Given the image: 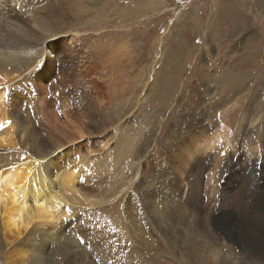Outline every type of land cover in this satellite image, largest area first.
Here are the masks:
<instances>
[{"label": "rangeland", "instance_id": "374dc122", "mask_svg": "<svg viewBox=\"0 0 264 264\" xmlns=\"http://www.w3.org/2000/svg\"><path fill=\"white\" fill-rule=\"evenodd\" d=\"M24 1L0 0V39L27 47L18 56L34 62L46 39L54 47L37 68L14 74L15 82L8 78L3 106L24 130L23 138L18 130L14 135L23 155L38 161L69 149L102 163L121 151V133L135 139L141 128L125 162L135 173L122 181L129 186L115 203L121 209L130 203L142 236L126 240L108 212L119 183L105 165L107 171L80 183L103 207L72 210L56 225L58 239L40 237L43 263L214 264L213 257L231 260L219 237L234 240L239 264H264L257 245L264 214L261 226H250L256 208L264 209V0H31V9L54 23L50 35L23 19ZM198 82L204 91L192 105ZM156 205L167 215H156ZM246 226L253 239L247 246Z\"/></svg>", "mask_w": 264, "mask_h": 264}, {"label": "bare ground", "instance_id": "6f19581e", "mask_svg": "<svg viewBox=\"0 0 264 264\" xmlns=\"http://www.w3.org/2000/svg\"><path fill=\"white\" fill-rule=\"evenodd\" d=\"M21 2L23 3V1ZM24 2L26 3V5L24 6L25 8L23 9L22 7H20V9L24 11L23 14L26 13L29 16L23 19H25L28 23H30L32 27H35L37 30H39V33H41L39 35H42V34L50 35L51 34L50 28H53L52 25L54 23H52L51 25L49 22L51 20L47 21V20H44L43 18H40L39 14L37 12L35 13L34 11L35 8L31 9V4H32L31 0H26ZM13 4L16 5L14 1H13ZM22 17L23 16H21V14H20V17L18 16V18L20 19ZM0 21L3 22L2 19H0ZM52 22L54 21L52 20ZM23 31H22V37L24 36L23 38H25L26 34L24 32L26 31L24 32ZM11 35L12 34H8L7 37ZM6 39H3V38L0 39V47L3 46V51L0 50V71L4 73L2 75H4V78H5L3 80L2 79L0 80V124L5 125L3 128H0V149L5 151V152L3 151L5 155H1L0 157V241L3 246V252L0 253V264H28L29 260L33 264H44L43 263L44 253L42 252V249H39L40 246H37L35 244V242L40 237L42 239H45L47 234L49 233L47 236L48 241H50L49 239L51 238L53 241L55 239H58L57 237H59V235L58 236L56 235L57 237H54V238L52 235L53 232H55V230H57L58 228L56 225L58 223H61L62 220L64 221L65 219H67V217L69 218L71 214L70 211L72 210L76 212L80 210L83 206L85 208L91 207V206L95 208L103 207V204L98 199L99 197L98 195H94V197H92L91 195L89 196L88 193L87 195L81 191L82 187L80 186V183L84 179L85 181H88L92 175L94 176V174L96 176V174H99L102 171L104 172V170L107 171L106 166H108V170L114 175L112 176L113 177L112 179L114 181L117 180L116 184L117 183L123 184V185L118 184L115 190L109 194L110 196H108L107 203L114 202L115 204L114 207L116 209L112 207L111 209L108 210V212L114 213L116 215L114 222L116 223L118 229H122L126 240H130V238L132 240L133 235H138L139 237H141L143 231H141V235H139L140 227L136 224V221L132 219V216L130 215V212H131V207H129L131 206L130 203L125 204L123 206V208L125 207L124 209L123 208L121 209L122 203L121 205L119 202L115 203V200L118 199L120 195L126 194L127 187L129 186V184L127 183L126 184L122 183V181L124 179L132 177L135 173V171L132 169L134 165L133 164L128 165V163L125 164V162L126 160L128 161V158H131V156L133 155L134 144L136 142L135 139L138 138L141 128H139V130L137 129V134H136L137 137L135 139H130L129 135L121 133L122 140L121 142L119 141V144H120L119 146H120L121 151L117 153L118 158L117 156L116 158H112V157L107 158L106 156H103V158L105 157V159L102 161V163L104 166L106 165L105 167L102 165V163H100V161L98 162L92 161L91 163L88 154H84V155L76 154V156H74L72 151L69 149H67L65 153L60 154V155H55V154H53V156H51L52 154L42 155L40 156L41 158H38L39 159L38 161L35 160L36 156L35 157L32 156L34 153L31 155L26 153L28 154L27 157L24 156L23 153L25 151L23 152L22 149L16 145L15 143L16 138L14 139V135L17 132V130H18L19 136H21L24 133V130L21 128V126L19 127V124H18V127L15 128L12 122L13 118L10 115L11 113L5 110L6 106L5 107L3 106L6 91L8 89L7 87L9 85L8 83L13 82V81H9L8 78L9 76H13L12 78L14 79V77L17 75L16 73L24 74L23 72L29 71L28 69L37 68V66L41 65L45 55L47 54L48 50H46V48L47 47L53 48L54 45L51 44V42L49 43V41L46 39V41H44L43 47H41L40 49V55L37 57V61L35 60L36 62H34L28 59L27 60L21 59L18 56V55H21L22 52L27 51V47L20 48L18 46L14 48V44H11L10 42V46H9L8 42H6ZM10 47L14 48L17 52L8 53L7 48H10ZM14 74L16 75L14 76ZM14 82H15V79H14ZM201 84L202 82L196 83L194 85V89L192 88L193 91L191 90L189 98H190V103L192 105H195L198 103L197 96L199 95L200 91H204V88ZM223 112L229 113V111L225 109H223ZM7 122H10V123H7ZM254 124L255 123H252V125ZM218 129H219L218 134L222 135V132H221L222 127H219ZM202 131L204 133V128L202 129ZM259 132H260V128L254 131V134L258 136ZM75 135H77L76 138H78V141H81V142L82 140H84V138H86V134L84 135L83 128L75 130ZM76 138H73V140L74 139L76 140ZM220 139L221 138L218 137V141ZM216 144H217V141H212L206 144L205 148L211 149L213 145H216ZM69 145H70V142H69ZM84 146L86 147L87 145H84ZM202 150L204 151V145L196 147L194 150V153L201 152ZM17 153L18 155L15 156ZM29 153H32V152H29ZM38 153L36 155H38ZM49 156L51 157L49 158ZM94 163H99L101 165L94 164ZM122 165L124 166V169ZM126 168H128V170H126ZM151 183L152 182H146V184L148 185H150ZM131 196L128 197L129 200L132 199ZM161 204L162 203L160 202V207H161ZM163 206H164V203H163ZM93 207H91L92 210H93ZM157 207H158V213L156 215H158L159 217H160L159 214L165 216L167 209L164 208L165 210H163L159 206ZM256 209L257 211L253 212L254 222L250 226H261V225H258V221H260L261 215L264 214V209L259 208V207H257ZM156 212L157 211H155V213ZM148 215L150 214L148 213ZM130 225L132 226L133 230H131ZM246 228H247V231L246 232L244 231V233L242 234V241L247 246V245H251V242L253 241V239H252V235L247 226ZM224 230L229 233L228 229L224 228ZM248 232H249V235H248ZM22 238H24L23 239L24 241L20 242V239ZM30 238H33L32 242ZM217 239H219V242L220 241L223 242L222 246L224 247V249L227 248V253L225 254L223 252L224 256L225 257L230 256L229 259L231 260H227L226 258L223 257V260L220 259L218 262H216V258L213 257V263L214 264H239V260L237 259V258H240L238 257L239 251L235 245L234 240L229 238L228 239L229 241L226 242L219 237ZM61 242H62V239H61ZM231 242H234V244H231ZM257 245L260 246L261 248H264L263 247L264 239L262 238L260 243L258 242ZM224 249H222V251H224ZM262 255H264V251H262ZM240 261L242 262L241 259Z\"/></svg>", "mask_w": 264, "mask_h": 264}, {"label": "snow or ice", "instance_id": "6c2138e0", "mask_svg": "<svg viewBox=\"0 0 264 264\" xmlns=\"http://www.w3.org/2000/svg\"><path fill=\"white\" fill-rule=\"evenodd\" d=\"M7 123H10V122H7ZM5 125L4 124H0V128H3Z\"/></svg>", "mask_w": 264, "mask_h": 264}, {"label": "water", "instance_id": "95a60500", "mask_svg": "<svg viewBox=\"0 0 264 264\" xmlns=\"http://www.w3.org/2000/svg\"><path fill=\"white\" fill-rule=\"evenodd\" d=\"M144 189V188H143ZM141 191H143L142 189H141Z\"/></svg>", "mask_w": 264, "mask_h": 264}]
</instances>
